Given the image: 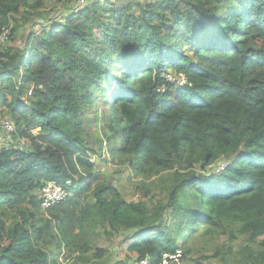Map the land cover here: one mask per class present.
Segmentation results:
<instances>
[{"label": "trees", "instance_id": "trees-1", "mask_svg": "<svg viewBox=\"0 0 264 264\" xmlns=\"http://www.w3.org/2000/svg\"><path fill=\"white\" fill-rule=\"evenodd\" d=\"M132 2H89L37 32L42 0H0V32L35 24L18 34L22 47L11 29L0 49V117L16 128L0 129L12 137L0 141V264H61L48 237L70 244L92 212L110 237L130 235L136 264L221 236L246 237L244 264H264V0ZM96 93L112 112L102 131ZM104 143L132 171L171 173L174 222L147 224L98 181ZM48 183L68 196L44 210ZM232 257L228 248L195 264Z\"/></svg>", "mask_w": 264, "mask_h": 264}, {"label": "rangeland", "instance_id": "rangeland-1", "mask_svg": "<svg viewBox=\"0 0 264 264\" xmlns=\"http://www.w3.org/2000/svg\"><path fill=\"white\" fill-rule=\"evenodd\" d=\"M31 4L40 0H29ZM43 6L40 8V12L44 17L41 24L33 26L21 25L11 26V29H15L16 39L13 43L17 47H22L25 40L21 39L18 34L24 31L26 28L28 31L36 30L39 32L41 29L46 27H52L54 22L52 20L61 19L64 15H67L70 9H82L89 2H96V0H42ZM101 2H108L115 4L116 6H122L123 4L132 2L134 0H100ZM149 1V0H148ZM136 2L142 3L143 0H136ZM133 3V2H132ZM38 20V19H36ZM10 41V40H9ZM8 41V42H9ZM7 42V43H8ZM5 46L0 47L3 49ZM167 79L173 78L172 83H177L179 77L173 75L172 71H168L166 74ZM181 82H185L182 81ZM164 91V89H162ZM30 97V92L28 94ZM109 101L107 98H103L101 94L96 93V99L94 101L95 111H92L93 117H98L99 120V131H102L106 120L110 117L111 113L109 109ZM12 140L10 135L0 130V141L7 143ZM105 147L104 154L101 157L93 158L95 165V171L98 174V181L104 183H112L116 187L123 199L127 202L134 203L140 207L143 213L146 215L147 224H156L158 222H168L172 217L173 213L171 209H168L169 204V187L172 184L171 173H163V175H142L136 171H132L131 166L128 162H123L121 158L114 157L111 155L109 149L106 147V143L103 144ZM162 176L166 177V181L162 183ZM43 188L39 191V198H43ZM88 202L91 205H96L95 199L89 198ZM171 221H175L173 218ZM130 235L123 233L121 236L116 235L110 237L106 234L105 230L99 225L98 220L93 216L85 221L83 227L76 235V237L70 241V244L66 245L62 243L54 236L48 237V245L52 250H56L60 253L59 262L61 264H71L77 260H80L78 264H114L117 261L123 260L127 264H136L134 255L129 253L126 248L124 241L128 239ZM57 239L59 242L55 241ZM195 240V239H194ZM198 248L195 249L191 255H185V264H195L196 260L202 257H213L218 251L227 253L228 248H231L234 257L231 259V264H244L239 254L241 250L246 247H253V244L248 242L246 237H241L238 241L230 243L226 236L214 237V238H199L196 242ZM66 245V246H65ZM103 251H101V250ZM181 249V248H177ZM175 249V251L177 250ZM183 251V250H182ZM103 252V253H102ZM174 252V251H172ZM99 256L96 258L97 254ZM184 253V251H183ZM100 257H103L101 260ZM231 258V256H230ZM77 259V260H76ZM212 262L217 264L219 259H212Z\"/></svg>", "mask_w": 264, "mask_h": 264}, {"label": "built area", "instance_id": "built-area-1", "mask_svg": "<svg viewBox=\"0 0 264 264\" xmlns=\"http://www.w3.org/2000/svg\"><path fill=\"white\" fill-rule=\"evenodd\" d=\"M84 2V0H82ZM11 26L5 27L0 32V47L5 45L10 38ZM169 81H174L173 78L169 77ZM180 80L177 81L180 85H183L187 80L184 75H181ZM185 81V82H181ZM31 96V93H30ZM0 129H4L8 134H13L16 130L15 124L9 118L0 117ZM43 198H42V208L44 210L49 209L55 204H58L66 199L68 193L62 187L54 184L48 183L43 187ZM185 256L182 250H177L174 252H166L162 256L161 264H185ZM142 264H151L150 260L142 262Z\"/></svg>", "mask_w": 264, "mask_h": 264}, {"label": "clouds", "instance_id": "clouds-1", "mask_svg": "<svg viewBox=\"0 0 264 264\" xmlns=\"http://www.w3.org/2000/svg\"><path fill=\"white\" fill-rule=\"evenodd\" d=\"M60 203H61V202H60ZM177 250H182V249H177ZM177 250H176V251H177ZM184 256H185V255H184Z\"/></svg>", "mask_w": 264, "mask_h": 264}]
</instances>
